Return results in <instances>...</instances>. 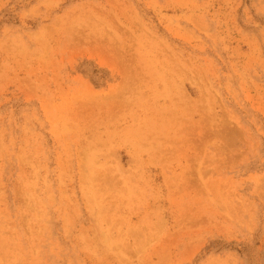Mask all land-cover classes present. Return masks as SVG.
<instances>
[{"label":"rangeland","instance_id":"1","mask_svg":"<svg viewBox=\"0 0 264 264\" xmlns=\"http://www.w3.org/2000/svg\"><path fill=\"white\" fill-rule=\"evenodd\" d=\"M0 264H264V0H0Z\"/></svg>","mask_w":264,"mask_h":264}]
</instances>
